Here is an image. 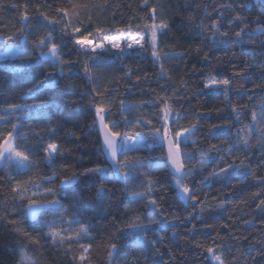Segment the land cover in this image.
Here are the masks:
<instances>
[{"label":"trees","instance_id":"1","mask_svg":"<svg viewBox=\"0 0 264 264\" xmlns=\"http://www.w3.org/2000/svg\"><path fill=\"white\" fill-rule=\"evenodd\" d=\"M71 4L86 5L75 11L85 24L91 16L92 27L118 28L127 36L129 24L132 34L140 25L145 37L141 43L148 50L118 56L108 47L91 61L65 37L63 58L74 63L64 66L63 75L40 56L39 49L31 60L0 58V116L5 117L0 120V131H12L16 124L14 136L35 161L28 170L0 165V264H19L24 254L38 264H214L209 247L222 256L224 264H264V208L257 207L264 200V35L257 31L251 43L247 36L252 29L264 27V1L148 0L145 5L144 0H0V45L16 43L23 28L24 34L32 33L27 45L31 49L32 41L46 31L47 22L40 12L55 18L56 8L71 10ZM162 19L169 28L158 33L157 59L151 55L150 31L143 25ZM241 28L245 29V43H233L234 33ZM225 32L228 43L222 45L219 41ZM54 35L59 37V26ZM49 73L57 81L55 87L38 85L39 91L28 93L37 81L48 83L45 77ZM223 80L231 82L228 92L204 88ZM162 100L173 109L170 127L198 122L192 137L195 143L181 145L182 150L196 153L185 162L186 171L194 170L185 182L196 201L186 203L180 196L163 144L151 137L119 154V160L134 163L123 170L126 175L114 172L102 150L97 104L108 106L105 119L110 126L115 123L114 130L147 135L155 128L163 130ZM40 101H46L48 107L8 112L10 104ZM212 125L222 130H211ZM245 136L247 144L241 139ZM48 143H57L62 150L52 163L44 152ZM212 145L220 150L207 151ZM228 148H232L231 154ZM200 151L207 155L201 157ZM241 160L247 179L210 176L213 170L232 163L238 166ZM96 166L106 169L105 177L80 175L85 168ZM73 173L77 183H61ZM29 180L34 182L27 185L29 196L35 192L34 198L43 194L51 199L45 189L52 188L67 214L46 212L30 221L27 202L13 192L17 183ZM101 185L105 194L97 195ZM149 185L151 192H147ZM140 192L146 193L145 198L133 199ZM149 198L156 201L155 212ZM197 216L200 219H194ZM153 219L161 222L163 231L151 223ZM131 222L150 225L142 233L147 241L144 246L135 243L134 232L126 227ZM52 223L61 230L55 238L49 234ZM81 225L88 234H81L78 241L70 239ZM112 243L117 244V251L110 260ZM80 244L92 245L85 261L78 258Z\"/></svg>","mask_w":264,"mask_h":264},{"label":"snow or ice","instance_id":"2","mask_svg":"<svg viewBox=\"0 0 264 264\" xmlns=\"http://www.w3.org/2000/svg\"><path fill=\"white\" fill-rule=\"evenodd\" d=\"M148 0H144V4L147 5ZM26 7V6H25ZM80 7H86V5H78L71 4V10L68 7H58L55 9L56 17H50L49 15L40 12V16L47 23L44 25L46 31L36 37L35 40L32 41V48L29 49L28 45V37L31 35V31L28 34H24V29L21 28L19 30V38L16 43L13 44H3L0 45V55L4 59H8V57H17L21 60H31L32 54L35 50H40V56L45 58L50 65L54 68L60 69V74L63 75L64 66L74 63L73 61L65 60L62 55L63 51V41L65 37H67L72 46L76 49V51L80 54H83L87 60L95 61L97 57L106 50V48L110 47L111 49L116 50L118 56H122L126 51H131L134 54L147 51L148 49L145 47V44L141 43L142 40L145 39L144 35L139 31L140 25H137V31L135 34H132V25L129 24L127 26V30L129 34L125 36L123 34L124 30L121 29H113L106 28L103 26H95L92 27V18L88 17V23L85 24L79 18V12L75 11V9ZM152 13V19L155 21V13L156 8L153 7L150 9ZM222 15V13H221ZM23 19L27 22L28 17L27 14H23ZM236 19H240L239 15H237ZM59 26L60 35L57 37L54 35L56 32V28ZM144 29L150 31L151 39L148 43L151 45V55L157 59L160 58V53L157 51V36L158 33L163 29L169 28V24L166 20H160L159 23L153 22L151 24L145 23L143 25ZM213 29L217 28L216 23L212 25ZM259 31L262 35H264V27L259 29H252L247 32L248 42H253V37L255 33ZM245 33V29L241 28L240 31L234 33L235 39L232 41L233 43L239 42L241 44L245 43L243 39V34ZM215 35V33H214ZM224 39L219 41L220 44L228 43V33L221 34ZM8 39H12L11 36L7 37ZM57 38H59L60 42H57ZM123 45L122 46V43ZM261 43L264 44V39L261 40ZM46 49V51H44ZM84 70L86 75L90 73V69L88 63L84 64ZM163 72V68H162ZM139 79V77H137ZM44 81H37L36 84L33 85L32 88L28 89V93H34L39 91V86L43 87H55L57 81L53 74L49 73ZM231 87V82L229 80H223L217 84H205V89H219L222 88L225 92H228ZM97 96H104L103 92H96ZM123 104V101H120ZM162 107L160 108V113H162L163 125L161 128H155L147 135L142 134L140 132H120L114 130L116 128L115 123L111 126L106 123L105 113L109 111L108 106L103 104H97L95 106V114L99 121L101 131L103 133V144L105 146V150L111 157V160L114 164V172L118 175H126L124 173L125 168L133 167L134 163L128 160L121 161L118 159V154H125L130 151L133 147L137 145H142L149 142V137L157 144H163L167 148V163L171 167V175L177 186L178 192L180 196L187 203L188 201H196L197 197L193 195L192 189L185 182L189 179L193 169L185 170V162L191 161L195 157V152L193 151H185L182 150L181 145L187 146L189 143H195L192 137L195 136L198 131V122L191 123L188 127H182L178 123H175L173 127L169 126V120L172 115L173 109L166 102V100H162ZM33 108L37 110H44L48 107L46 101H40V103H34L32 105H17L10 104L8 106V112L14 113L22 108ZM262 112H264V108H262ZM252 118L256 120V113H252ZM4 116H0V120H4ZM177 121L180 119V114H176ZM12 131H7L6 133L0 131V165H12L17 169L28 170L35 163L34 159L29 155L28 149H22L18 142L17 136H14V132L17 129V125H12ZM211 130L216 132H220L222 129L217 125H212ZM250 131V129H249ZM242 142L244 144L248 143L247 137H242ZM134 143H129V142ZM235 147V145H233ZM220 149L216 145L210 146L207 151H212ZM61 148L57 143H48L44 148V152L47 155L49 163L53 162V157L61 152ZM229 154L232 152V148H228ZM199 155L201 157H205L207 155L206 151H200ZM200 167L203 168V162L200 163ZM245 164L244 161L241 160L240 164L237 166L234 163L227 164L225 167L219 168L218 171L213 170L210 173V176L213 178H227L230 175H240L244 179H247L248 172L244 171ZM231 170V171H230ZM89 174H98L100 177L106 176V169L101 166H96L94 168H85L83 172L80 173L82 176H86ZM78 177L75 173L71 177H65L61 183L62 184H75L77 183ZM34 183L33 181H25L22 183H17L13 188V192L19 196L21 200H25L26 203V214L30 217H37L40 215H44L46 212H51L54 215H60L63 213L67 214L68 210L61 203L60 198L57 196V193L52 188L45 189V192L51 196V199L46 198L43 194L37 197V193L33 192L31 196L28 195V184ZM151 186L149 185L147 192H151ZM105 194V189L103 185H101L97 189V195ZM146 193H134L133 199L142 200L145 198ZM149 203L153 206V211L156 210V201L155 199L149 198ZM202 203V202H201ZM196 205H193L195 207ZM258 208H264V200L260 201V204L257 205ZM158 215L160 213H157ZM191 215V214H189ZM62 219V217H61ZM194 219H200L199 216L194 217ZM139 221V217L136 218ZM47 223V222H46ZM152 224H156L160 227V230L163 231V226L161 222L153 219L151 221ZM167 223V222H165ZM50 228V236L55 238L61 235V230L55 227V224H49ZM150 225L131 222L126 227L132 230L135 234V243L144 246L146 244V237L142 235L146 231V229ZM168 226H171L168 224ZM195 227V225H193ZM117 231H122L118 229ZM81 234L87 235L88 229L81 225L80 231L77 232L74 236L69 237L70 239L79 240ZM175 234V233H174ZM27 235V234H25ZM92 247L91 244L85 245L80 244V248L82 250L81 255L78 257L80 261H85L87 259L86 253L89 252V249ZM111 251H109L108 256L110 260L115 259L114 253L117 251V244L112 243L109 245ZM159 252V249H156ZM207 252L212 255L213 259L217 262V264H224V259L222 256L216 251L209 247ZM19 264H38V261L27 257L26 254L22 255L19 261Z\"/></svg>","mask_w":264,"mask_h":264},{"label":"water","instance_id":"3","mask_svg":"<svg viewBox=\"0 0 264 264\" xmlns=\"http://www.w3.org/2000/svg\"><path fill=\"white\" fill-rule=\"evenodd\" d=\"M97 124H98L99 130H100V135H101V146H102V150H103V152H104V155H105V157H106L108 163L114 168L115 166H114V164H113V161L111 160V157H110V155L108 154V152L105 150V146H104V144H103V133H102V131H101V128H100V124H99L98 119H97ZM163 147H164L165 158H166V163H167V148H166L165 145H163ZM118 157H119V154H118ZM167 166H168V168L171 170V167H170V165H169L168 163H167ZM26 216H27V218H28L30 221H33V220H35V219L38 217V216H37V217H30V216H28L27 214H26Z\"/></svg>","mask_w":264,"mask_h":264},{"label":"rangeland","instance_id":"4","mask_svg":"<svg viewBox=\"0 0 264 264\" xmlns=\"http://www.w3.org/2000/svg\"><path fill=\"white\" fill-rule=\"evenodd\" d=\"M263 1H264V0H263ZM141 42H142V41H141ZM121 43H122V46H124V45H123V42H121ZM10 57H11V56H10ZM10 57H8V58H10ZM0 58H3L2 55H0ZM129 143H134V142H131V141H130ZM210 257H211L213 263H214V264H217V262L213 259V257H212L211 254H210Z\"/></svg>","mask_w":264,"mask_h":264}]
</instances>
